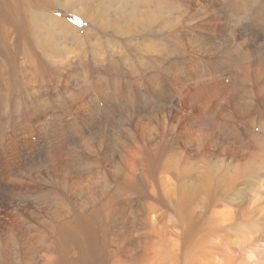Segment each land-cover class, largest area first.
I'll use <instances>...</instances> for the list:
<instances>
[{
  "label": "rangeland",
  "instance_id": "rangeland-1",
  "mask_svg": "<svg viewBox=\"0 0 264 264\" xmlns=\"http://www.w3.org/2000/svg\"><path fill=\"white\" fill-rule=\"evenodd\" d=\"M202 1L50 0V15L33 19L45 26L38 61H26L16 33L0 34V264H110L113 228H137L141 208L132 201L134 218L124 213L114 227L98 221L97 206L124 183L126 151L143 135L151 155L180 160L174 133L187 119L206 128L204 148H190L199 162L210 165L208 128L231 170L236 151L259 148L255 178L224 206L236 212L258 192L264 208V0H212L207 17Z\"/></svg>",
  "mask_w": 264,
  "mask_h": 264
},
{
  "label": "bare ground",
  "instance_id": "bare-ground-1",
  "mask_svg": "<svg viewBox=\"0 0 264 264\" xmlns=\"http://www.w3.org/2000/svg\"><path fill=\"white\" fill-rule=\"evenodd\" d=\"M211 2L212 0L201 2L200 16H208V6ZM50 11V0H0V34L3 39L10 38V35L14 33L18 38H23L27 49L28 59H25L27 62L29 59L39 60L37 51L41 45L37 35L40 34L42 37L43 33L41 32L45 27L33 19L35 20L39 16L37 13L50 15ZM66 12L75 15V12ZM57 20L53 23L55 30H62V33L64 30L67 32L69 25L66 27L65 22V24L61 23L64 20L60 19L61 22H57ZM87 22L92 24L90 20ZM70 27L72 29V26ZM59 50L56 51L57 55L63 48L61 51ZM60 55L57 57L60 58L62 56ZM44 58L46 59V57ZM26 63L23 61L21 65L24 66ZM249 71L244 73L249 74ZM253 76H259V71H256L255 67ZM259 92H264V89H259ZM188 96L182 103L186 110H190L192 107ZM261 100L264 101V99L259 101ZM202 103L207 107L212 104L211 100L207 99ZM213 104L212 111L219 103L213 102ZM218 114L220 115V113ZM221 116L224 117V113ZM177 120L179 121V119ZM200 126L195 120L187 119L183 123L179 122V130L174 131V135L182 143L183 153L180 152L181 158H179L180 160L177 158L175 162L172 160L173 156L163 158L162 151L158 155H151L156 145L151 143L150 146L148 136L145 138L141 135L139 144L136 143L138 141L130 144L132 150L129 147V151H126L128 159L125 161L128 171L121 178L124 179L123 185L116 190L118 196L111 201L102 202L96 210L100 224H104L103 218L108 219V223L106 222L104 227L106 228L109 225V218H111L110 224L113 227L117 226L115 225L116 218L120 216L122 219L124 213L125 216L134 218L133 212L136 211V208L132 207V201L139 202L141 205V208L137 210L139 217L134 218V221L138 220L137 228L135 226H129L126 229L113 228L111 240L115 245L112 243L114 248L110 250V264H264V208L259 207L262 204L260 196L262 193L252 192V198L248 199L245 196L242 197V200L236 202L238 207L236 212L234 208H232L234 211L232 212L229 206H224L227 203L225 199L234 200L233 197L240 195L243 190L241 185L245 183L246 178H255L254 175L258 173V170L252 166L251 158L258 156L259 148L253 146L254 151L248 154L249 159L247 160H245L247 157L242 151H236L229 157L233 164L231 170L226 164L228 155H223L226 149H222L221 152L213 149L217 136L215 133H211L212 129L208 128L211 134H208L209 140L206 138V148L210 147L211 152L206 154L208 159L206 161H209L210 165L207 162H199L198 155L190 148L193 142H195V147L192 149L203 147L200 144L201 134L206 133V128ZM185 149H188L189 152L186 153ZM237 149L243 150L244 148L238 147ZM140 152V155L144 157H140ZM184 157H186L185 161H183ZM188 161H193V163ZM198 168L200 169L196 172ZM12 170L16 171V168ZM122 171L124 172V168ZM7 172L9 173V170ZM135 190H140L141 193L134 198ZM249 196L251 197V195ZM229 204L231 202L226 205ZM111 207L113 210L110 209ZM125 222L129 223V219ZM129 224H133V222L131 221ZM108 237L110 236L108 235Z\"/></svg>",
  "mask_w": 264,
  "mask_h": 264
}]
</instances>
